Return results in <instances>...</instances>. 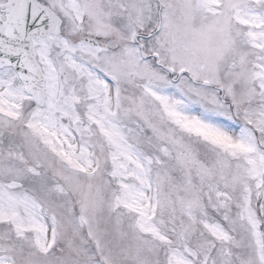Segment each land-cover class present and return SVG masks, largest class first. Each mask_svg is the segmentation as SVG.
I'll list each match as a JSON object with an SVG mask.
<instances>
[{
    "label": "snow or ice",
    "instance_id": "6c2138e0",
    "mask_svg": "<svg viewBox=\"0 0 264 264\" xmlns=\"http://www.w3.org/2000/svg\"><path fill=\"white\" fill-rule=\"evenodd\" d=\"M0 264H264V0H0Z\"/></svg>",
    "mask_w": 264,
    "mask_h": 264
}]
</instances>
